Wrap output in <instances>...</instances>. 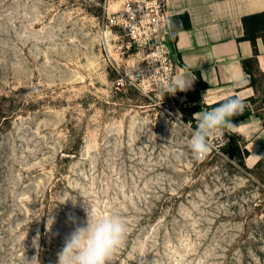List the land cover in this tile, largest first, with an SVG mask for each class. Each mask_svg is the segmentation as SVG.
I'll return each mask as SVG.
<instances>
[{"label": "rangeland", "instance_id": "obj_1", "mask_svg": "<svg viewBox=\"0 0 264 264\" xmlns=\"http://www.w3.org/2000/svg\"><path fill=\"white\" fill-rule=\"evenodd\" d=\"M119 7L0 0V264H58L90 207L128 226L111 264H264V163L224 130L197 158L186 103L179 119L116 87L140 49L107 17Z\"/></svg>", "mask_w": 264, "mask_h": 264}, {"label": "crops", "instance_id": "obj_2", "mask_svg": "<svg viewBox=\"0 0 264 264\" xmlns=\"http://www.w3.org/2000/svg\"><path fill=\"white\" fill-rule=\"evenodd\" d=\"M171 18L172 37L169 45L177 67L175 79H194L187 91H177L186 103V93L200 88L204 108L195 114L211 110L226 98L239 97L246 103L256 98V88L250 86L251 77L243 61L256 59L255 74L264 78V31L256 39L255 53L250 40L243 39L246 30L243 19L264 13V0H167ZM206 96V97H205ZM194 114V117H195ZM230 122L235 133L245 141L249 152L245 164L254 168L264 160V115Z\"/></svg>", "mask_w": 264, "mask_h": 264}, {"label": "built area", "instance_id": "obj_3", "mask_svg": "<svg viewBox=\"0 0 264 264\" xmlns=\"http://www.w3.org/2000/svg\"><path fill=\"white\" fill-rule=\"evenodd\" d=\"M117 2L120 8L107 14V17L111 25L120 28L140 49L132 54L131 63L121 58L123 68L117 70L119 77L115 81L116 87L132 88L152 101L157 99L161 113L175 117L185 101L178 92L163 95L165 86L175 79L177 73L169 45L172 30L167 0ZM177 116L179 119L182 117L178 112ZM220 138L223 140L222 135Z\"/></svg>", "mask_w": 264, "mask_h": 264}, {"label": "clouds", "instance_id": "obj_4", "mask_svg": "<svg viewBox=\"0 0 264 264\" xmlns=\"http://www.w3.org/2000/svg\"><path fill=\"white\" fill-rule=\"evenodd\" d=\"M194 79L178 77L166 85L165 93L187 91ZM206 97V96H205ZM244 102L239 97L226 98L219 106L195 114L196 128L191 132L190 149L197 158L209 151V138L219 134L223 129L234 130L230 118L242 114ZM76 197L70 195L63 203ZM86 226L76 227L65 237L62 251L58 254V264H111L118 249L125 245L128 226L118 214L101 215L87 209ZM74 222V218H73ZM53 220H48L50 228ZM38 239V237H37Z\"/></svg>", "mask_w": 264, "mask_h": 264}, {"label": "trees", "instance_id": "obj_5", "mask_svg": "<svg viewBox=\"0 0 264 264\" xmlns=\"http://www.w3.org/2000/svg\"><path fill=\"white\" fill-rule=\"evenodd\" d=\"M243 24H244V28L246 30V33H245L243 39L250 40L252 42L255 53H256L257 52L256 39L259 37L260 32L264 31V13L245 17L243 19ZM243 66H244L246 73H248L251 77L250 86L255 88L256 79H254V77L256 75L255 74L256 59L252 58V59L244 60ZM199 82H200V88L199 89H196V90H193L189 93H186V104H187V106L184 109H185V113L190 117V119L193 121V123L196 122V120L194 119V114L196 112H198L200 110H204V108L210 109V108L202 105L201 91L206 88V84L201 79L199 80ZM252 99L253 98H251L250 100H252ZM223 102L224 101L219 102L213 107H217V106H219L220 103H223ZM252 116H259V115L256 114L253 111V109H251L249 106L246 105L244 107L243 113L237 117V120L238 121H244V120L249 119ZM230 135L235 140L238 152H239V154L242 155V159H244L249 154V152L245 148V145L243 144L244 140L239 135H237L235 133L231 132ZM262 163H264V160H261L256 167H258Z\"/></svg>", "mask_w": 264, "mask_h": 264}, {"label": "bare ground", "instance_id": "obj_6", "mask_svg": "<svg viewBox=\"0 0 264 264\" xmlns=\"http://www.w3.org/2000/svg\"><path fill=\"white\" fill-rule=\"evenodd\" d=\"M117 5V4H116ZM118 8V7H117ZM120 8V7H119ZM115 9H116V7H115Z\"/></svg>", "mask_w": 264, "mask_h": 264}]
</instances>
